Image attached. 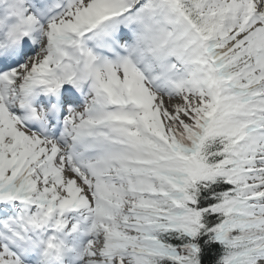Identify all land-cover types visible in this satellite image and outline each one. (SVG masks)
<instances>
[{"label":"snow or ice","instance_id":"obj_1","mask_svg":"<svg viewBox=\"0 0 264 264\" xmlns=\"http://www.w3.org/2000/svg\"><path fill=\"white\" fill-rule=\"evenodd\" d=\"M0 264H264V0H0Z\"/></svg>","mask_w":264,"mask_h":264}]
</instances>
